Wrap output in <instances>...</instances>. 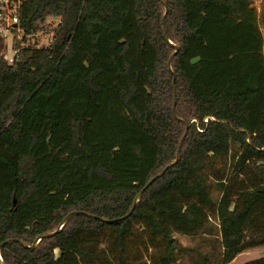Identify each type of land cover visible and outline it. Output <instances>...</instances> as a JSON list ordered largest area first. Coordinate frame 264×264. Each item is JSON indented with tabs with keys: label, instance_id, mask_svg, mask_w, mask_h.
I'll return each mask as SVG.
<instances>
[{
	"label": "trees",
	"instance_id": "obj_1",
	"mask_svg": "<svg viewBox=\"0 0 264 264\" xmlns=\"http://www.w3.org/2000/svg\"><path fill=\"white\" fill-rule=\"evenodd\" d=\"M86 1L19 3L26 44L12 65L0 40V244L55 232L34 249L6 243L4 263L229 264L263 247L264 0L260 11L165 0L179 142L188 131L180 160L127 217L176 158L158 169L159 136L124 99L146 111L158 52L135 23L139 0H115L126 12L114 25L83 19ZM41 33L54 40L40 46ZM73 211L87 214L63 225Z\"/></svg>",
	"mask_w": 264,
	"mask_h": 264
},
{
	"label": "rangeland",
	"instance_id": "obj_2",
	"mask_svg": "<svg viewBox=\"0 0 264 264\" xmlns=\"http://www.w3.org/2000/svg\"><path fill=\"white\" fill-rule=\"evenodd\" d=\"M115 5V0H87L82 17L86 20L93 16L102 19L110 25L117 24L126 10L124 8L117 9ZM261 5L262 0H253V6L258 11L261 10ZM162 11L163 5H161L159 0H139L134 10L135 23L139 30L153 42L158 52L157 67L149 85L152 98L148 102L146 111L139 112L136 110L129 97L124 95L130 112L138 119L140 125L159 136L161 148L163 147L162 149L164 150L161 153L158 169L175 158L177 144L183 131L182 124L177 122L172 114L173 93L170 77L171 69L168 64V57L172 49L164 38ZM261 31L264 35L263 25L261 26ZM48 35L40 34V45L48 41ZM33 39L36 38L33 37L31 40ZM175 237L186 246H194L196 244V240L188 236L175 233ZM262 256H264V246L251 248L239 254L229 264H244L249 260ZM183 260L184 264H192L188 257Z\"/></svg>",
	"mask_w": 264,
	"mask_h": 264
},
{
	"label": "built area",
	"instance_id": "obj_3",
	"mask_svg": "<svg viewBox=\"0 0 264 264\" xmlns=\"http://www.w3.org/2000/svg\"><path fill=\"white\" fill-rule=\"evenodd\" d=\"M23 0H0V40L4 39L9 48L8 53V63L10 65L14 64L19 58L21 49L25 46L26 41L24 36L26 35V30L20 23V16L18 14L19 3ZM54 40L53 34L48 35V41L44 43V46L48 45ZM207 120V119H206Z\"/></svg>",
	"mask_w": 264,
	"mask_h": 264
},
{
	"label": "water",
	"instance_id": "obj_4",
	"mask_svg": "<svg viewBox=\"0 0 264 264\" xmlns=\"http://www.w3.org/2000/svg\"><path fill=\"white\" fill-rule=\"evenodd\" d=\"M159 1H160V2L163 4V6L165 7V14H164V17H163V24H164V38H165V40H166L167 42H169L173 47L176 48V51H175V53L173 54V55H175V54L178 52V50H179V46L173 44L172 41H171L170 38H169V35H168L167 26H166V14H167V11H168V6H167V3H166L165 0H159ZM173 55H172V57H173ZM172 57L169 59V62H168L169 67H170L171 70H172V65H171V63H172ZM173 111L175 112V109H173ZM187 131H188V126L186 127L185 133H184L182 139H181L180 142H179L178 149H177V154H176V158H175L173 161H171V162H170V163H169V164H168V165H167V166H166L161 172H159L154 178H152V179L149 181V183L146 184V186H145V187H144V188L138 193V195H137V197H136V199H135L134 206H133L132 210H131V211H130L125 217H127L128 215L131 214V212L133 211L134 207L136 206L138 200H139L140 197L143 195L144 191H145V190H146V189H147V188H148V187L154 182V180L157 179L158 177H160L161 175H163V174L165 173V171H166L170 166L174 165L175 163H177V162L180 160V158H181V148H182V145H183V141H184V139H185V137H186ZM78 213H84V214H87L86 212H83V211H73V212H71L70 214H68V215L66 216V218L64 219V221H63L62 224H63V225L66 224V223L68 222L69 218H70L72 215H74V214H78ZM101 219H102V220H106V221H111V220H108V219H105V218H101ZM60 229H61V228L59 227V229H58L57 231H59ZM57 231H56V232H57ZM54 233H55V232L40 234V235L36 238V240H35V242H34L33 245H28L25 241H23V240H19V239H16V238H11V239H8V240L2 242V243L0 244V264H5L4 261H3V259H2V256H1V249H2V247H3L6 243L20 242L24 247L34 249V248L36 247V245L38 244V242H39L42 238H44V237H49V236L53 235Z\"/></svg>",
	"mask_w": 264,
	"mask_h": 264
},
{
	"label": "crops",
	"instance_id": "obj_5",
	"mask_svg": "<svg viewBox=\"0 0 264 264\" xmlns=\"http://www.w3.org/2000/svg\"><path fill=\"white\" fill-rule=\"evenodd\" d=\"M243 253V252H242ZM241 254V253H240Z\"/></svg>",
	"mask_w": 264,
	"mask_h": 264
}]
</instances>
